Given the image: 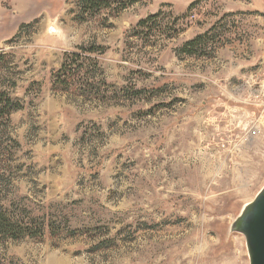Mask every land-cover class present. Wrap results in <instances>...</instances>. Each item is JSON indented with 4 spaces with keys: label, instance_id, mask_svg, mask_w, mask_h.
Returning a JSON list of instances; mask_svg holds the SVG:
<instances>
[{
    "label": "rangeland",
    "instance_id": "1",
    "mask_svg": "<svg viewBox=\"0 0 264 264\" xmlns=\"http://www.w3.org/2000/svg\"><path fill=\"white\" fill-rule=\"evenodd\" d=\"M0 94V264H249L264 0H0Z\"/></svg>",
    "mask_w": 264,
    "mask_h": 264
},
{
    "label": "water",
    "instance_id": "2",
    "mask_svg": "<svg viewBox=\"0 0 264 264\" xmlns=\"http://www.w3.org/2000/svg\"><path fill=\"white\" fill-rule=\"evenodd\" d=\"M244 236L249 264H264V184L230 225Z\"/></svg>",
    "mask_w": 264,
    "mask_h": 264
},
{
    "label": "trees",
    "instance_id": "3",
    "mask_svg": "<svg viewBox=\"0 0 264 264\" xmlns=\"http://www.w3.org/2000/svg\"><path fill=\"white\" fill-rule=\"evenodd\" d=\"M94 1H95V0H94ZM65 60H66V59H65V57H64V62H65ZM65 64H66V63H64V64L62 65V67H61L59 70H57V72H56L57 74H61V72L63 71V68H64ZM0 96H2V95L0 94ZM3 97H4V96H3ZM3 97H1V98H3ZM4 100H5L6 102H8V103L11 102L9 98H7V99L4 98ZM4 106H5V105H4ZM0 218H1V217H0ZM17 229H19V227L15 226V227H14L13 229H11V230H15V231H16ZM12 235H14V234H12Z\"/></svg>",
    "mask_w": 264,
    "mask_h": 264
},
{
    "label": "bare ground",
    "instance_id": "4",
    "mask_svg": "<svg viewBox=\"0 0 264 264\" xmlns=\"http://www.w3.org/2000/svg\"><path fill=\"white\" fill-rule=\"evenodd\" d=\"M194 251V250H193ZM195 254H196V252H195Z\"/></svg>",
    "mask_w": 264,
    "mask_h": 264
}]
</instances>
